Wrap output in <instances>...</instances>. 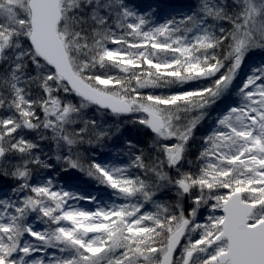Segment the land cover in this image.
<instances>
[{"label":"snow or ice","instance_id":"1","mask_svg":"<svg viewBox=\"0 0 264 264\" xmlns=\"http://www.w3.org/2000/svg\"><path fill=\"white\" fill-rule=\"evenodd\" d=\"M0 264H264V0H0Z\"/></svg>","mask_w":264,"mask_h":264}]
</instances>
